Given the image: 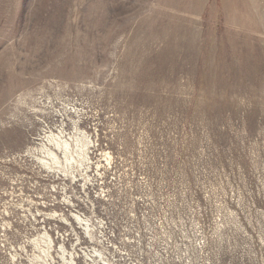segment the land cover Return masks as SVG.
I'll return each instance as SVG.
<instances>
[{"label": "rangeland", "instance_id": "374dc122", "mask_svg": "<svg viewBox=\"0 0 264 264\" xmlns=\"http://www.w3.org/2000/svg\"><path fill=\"white\" fill-rule=\"evenodd\" d=\"M98 251L264 264V0H0V264Z\"/></svg>", "mask_w": 264, "mask_h": 264}, {"label": "bare ground", "instance_id": "6f19581e", "mask_svg": "<svg viewBox=\"0 0 264 264\" xmlns=\"http://www.w3.org/2000/svg\"><path fill=\"white\" fill-rule=\"evenodd\" d=\"M44 142L37 148L40 153L37 156V159L48 169L61 168L60 170L63 172H68L69 168L75 169V167L80 168V166L83 167L89 165L91 160L90 144L93 141L89 139L88 135H78L76 138L73 137V139H70L66 136L51 132L50 134L45 135ZM73 172H75V170ZM75 217L80 218L81 216L80 214L75 213ZM43 238H48L50 240L49 242H52L53 240L48 233H44L36 238V242L40 244ZM42 251H45V249H42ZM42 263L44 264V262Z\"/></svg>", "mask_w": 264, "mask_h": 264}, {"label": "built area", "instance_id": "2783aa9c", "mask_svg": "<svg viewBox=\"0 0 264 264\" xmlns=\"http://www.w3.org/2000/svg\"><path fill=\"white\" fill-rule=\"evenodd\" d=\"M86 228L89 229L88 232L91 233V229L86 225ZM49 240V239H48ZM98 250V249H97ZM85 256H87V262H89V264H99L98 260L96 257H94L92 254H90L89 252H84ZM99 256H101L103 258V261L105 262V264H114V262L111 260V258L106 257L103 254V251H98ZM81 255L77 254V253H70V255L65 256V260H68V264H78V259ZM53 260V259H52Z\"/></svg>", "mask_w": 264, "mask_h": 264}]
</instances>
